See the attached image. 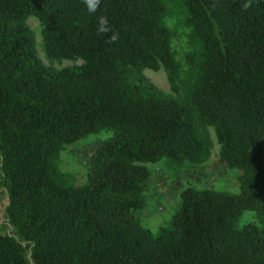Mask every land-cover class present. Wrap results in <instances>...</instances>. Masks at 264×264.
Listing matches in <instances>:
<instances>
[{"label": "trees", "instance_id": "1", "mask_svg": "<svg viewBox=\"0 0 264 264\" xmlns=\"http://www.w3.org/2000/svg\"><path fill=\"white\" fill-rule=\"evenodd\" d=\"M102 14L114 43L96 34ZM28 16L48 60L82 62L44 65ZM159 67L176 97L141 72ZM209 127L237 192L186 186L152 233L135 215L145 164L204 162ZM99 130L110 135L84 182L68 184L58 152ZM0 188L13 230L0 231V264H264V0H101L95 13L83 0H0Z\"/></svg>", "mask_w": 264, "mask_h": 264}, {"label": "rangeland", "instance_id": "2", "mask_svg": "<svg viewBox=\"0 0 264 264\" xmlns=\"http://www.w3.org/2000/svg\"><path fill=\"white\" fill-rule=\"evenodd\" d=\"M174 23L170 25L173 32L172 44L177 61L182 63L186 50V29L180 21L177 3L168 4ZM25 24L32 30L34 44L38 58L46 65L53 68L78 65L82 62L79 58H62L59 60H48L40 47L39 24L33 16H28ZM142 74L157 88L165 93L176 97L170 89L166 75L161 67L157 70L142 69ZM211 138L210 155L207 160L200 164L188 163L182 166L170 162L146 163L150 171L146 181V198L143 206L135 211L140 223L147 227L152 233L159 226L166 225L169 218L177 209L179 192L186 186L196 188H213L217 190L237 192L235 182L236 171L226 170L216 161L218 144L216 143L212 130L208 128ZM110 135L108 130H99L88 134L75 142L65 145L57 154V163L61 173L68 184L79 185L84 182L86 172L87 155L95 144ZM5 193L0 188V231L13 235L12 227L8 225L4 216ZM252 219V212L244 211L238 218V225Z\"/></svg>", "mask_w": 264, "mask_h": 264}, {"label": "clouds", "instance_id": "3", "mask_svg": "<svg viewBox=\"0 0 264 264\" xmlns=\"http://www.w3.org/2000/svg\"><path fill=\"white\" fill-rule=\"evenodd\" d=\"M83 3L89 13H95L101 6V0H83ZM245 9L250 7V3L243 5ZM97 36H107L108 43H114L118 39V33L112 28L109 17L102 14L98 17L96 25Z\"/></svg>", "mask_w": 264, "mask_h": 264}]
</instances>
